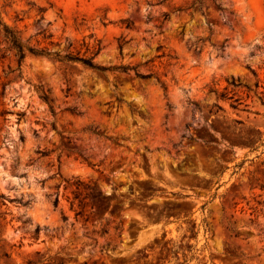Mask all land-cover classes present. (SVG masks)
Returning a JSON list of instances; mask_svg holds the SVG:
<instances>
[{
    "label": "rangeland",
    "instance_id": "1",
    "mask_svg": "<svg viewBox=\"0 0 264 264\" xmlns=\"http://www.w3.org/2000/svg\"><path fill=\"white\" fill-rule=\"evenodd\" d=\"M0 9V264H264V0Z\"/></svg>",
    "mask_w": 264,
    "mask_h": 264
},
{
    "label": "trees",
    "instance_id": "2",
    "mask_svg": "<svg viewBox=\"0 0 264 264\" xmlns=\"http://www.w3.org/2000/svg\"><path fill=\"white\" fill-rule=\"evenodd\" d=\"M200 3L203 2V0H197ZM3 30L4 37L6 41L9 43L10 47L15 50V54L18 58V62L21 65L22 61L26 57L27 52H30L34 55L37 56H49L53 57L57 60L63 61H81L85 65L99 70L100 72H105L107 70H114V69H129L131 66H118V65H112V66H107V65H102L98 62L95 61V56L100 50V43L98 42L96 45H94L90 55L87 56H81L76 53L71 49L73 43H70L68 46V50L66 53L62 54L61 52L58 51H51L48 46H35V45H30L24 43L22 40L21 36L19 35L18 31L12 27H10L7 23H5L2 19L1 16V9H0V32ZM47 37V36H45ZM89 49V47H88ZM136 74L143 79H148L152 76H155L158 81H160L163 85L164 83L161 81V76L156 72V71H149V72H140L136 71ZM258 85V84H257ZM46 100L50 101V98L48 95L44 96ZM262 102L264 103V99H262Z\"/></svg>",
    "mask_w": 264,
    "mask_h": 264
}]
</instances>
